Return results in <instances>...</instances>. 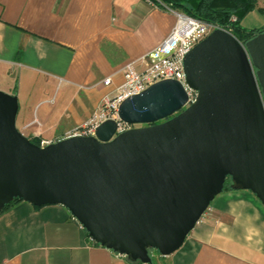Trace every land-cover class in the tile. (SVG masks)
Instances as JSON below:
<instances>
[{
  "label": "water",
  "instance_id": "obj_1",
  "mask_svg": "<svg viewBox=\"0 0 264 264\" xmlns=\"http://www.w3.org/2000/svg\"><path fill=\"white\" fill-rule=\"evenodd\" d=\"M184 85L162 79L123 99L121 122L41 146L0 90V210L14 198L60 204L91 239L132 261L171 254L230 179L264 205V30L215 28L183 58Z\"/></svg>",
  "mask_w": 264,
  "mask_h": 264
},
{
  "label": "crops",
  "instance_id": "obj_2",
  "mask_svg": "<svg viewBox=\"0 0 264 264\" xmlns=\"http://www.w3.org/2000/svg\"><path fill=\"white\" fill-rule=\"evenodd\" d=\"M163 5L0 0V90L17 97L18 130L57 140L99 114L123 65L143 66L172 28L176 17ZM0 264H264V205L248 189L222 190L179 248L144 263L94 242L63 205L21 200L0 213Z\"/></svg>",
  "mask_w": 264,
  "mask_h": 264
},
{
  "label": "built area",
  "instance_id": "obj_3",
  "mask_svg": "<svg viewBox=\"0 0 264 264\" xmlns=\"http://www.w3.org/2000/svg\"><path fill=\"white\" fill-rule=\"evenodd\" d=\"M172 12L176 17L172 28L159 45L141 56L144 65L137 68L133 66V62L125 63L122 67L124 80L116 88L114 93L108 92L102 96L100 113L91 115L79 127L71 132H67V134L59 139L75 135L92 136L94 135L98 123L108 118L117 121V131H122L131 127L132 125L121 122L118 118L117 111L120 102L126 97L139 93L150 84L162 79L180 81L188 91L189 99H194L195 93L190 91L185 84L183 58L196 43L203 39L213 29L220 27L188 15L182 11L175 10ZM231 20L235 21L236 17L232 16ZM229 32L232 33L231 31ZM103 83L105 85L111 84V78L106 77ZM51 142H53V140L41 139L39 145L44 146Z\"/></svg>",
  "mask_w": 264,
  "mask_h": 264
},
{
  "label": "trees",
  "instance_id": "obj_4",
  "mask_svg": "<svg viewBox=\"0 0 264 264\" xmlns=\"http://www.w3.org/2000/svg\"><path fill=\"white\" fill-rule=\"evenodd\" d=\"M165 5L172 9L182 11L188 15L216 25L222 29L232 32V34L240 41H245L255 35L256 33L264 30V26L259 29L250 30L239 24L240 16L255 8L257 0H160ZM264 13V8L259 7ZM235 16L236 20L232 21L231 17ZM36 144H40L39 137L30 139ZM224 183L223 190L229 188H237L232 181L227 184ZM18 198H14L10 203L6 204L0 213L5 211L9 206L13 205ZM35 206V205H34ZM88 234V233H87ZM98 244V243H97ZM130 260V259H129ZM132 261V260H130ZM139 262V261H132Z\"/></svg>",
  "mask_w": 264,
  "mask_h": 264
},
{
  "label": "rangeland",
  "instance_id": "obj_5",
  "mask_svg": "<svg viewBox=\"0 0 264 264\" xmlns=\"http://www.w3.org/2000/svg\"><path fill=\"white\" fill-rule=\"evenodd\" d=\"M163 7L166 8L167 10L175 11L174 9L170 8L165 4L163 5ZM259 7L264 8V0H257L255 8L242 14L240 16L239 24L250 30L262 28L264 26V13L262 12V10L259 9ZM58 87H57V91L60 89ZM230 182H231L230 179L227 180V184H229ZM152 252L155 253L156 251L152 250Z\"/></svg>",
  "mask_w": 264,
  "mask_h": 264
}]
</instances>
